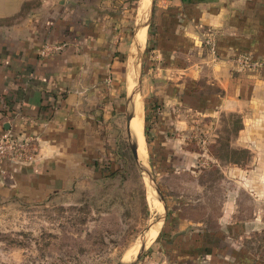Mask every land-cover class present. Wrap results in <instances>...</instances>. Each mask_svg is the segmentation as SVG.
<instances>
[{
    "label": "crops",
    "instance_id": "crops-1",
    "mask_svg": "<svg viewBox=\"0 0 264 264\" xmlns=\"http://www.w3.org/2000/svg\"><path fill=\"white\" fill-rule=\"evenodd\" d=\"M130 4L0 0V136L32 137L37 148L31 161H0V189L11 197L44 201L73 190L102 164L115 163L120 82H127V90L132 48ZM150 16L155 28L147 80L162 106L164 132L150 133L153 148L163 141L164 151L180 156L172 167L193 169L197 152L183 145L188 112L218 110L239 114L236 147L264 154V73L233 62L239 52L264 58V0H153ZM45 42L61 48L41 56ZM258 169L264 171V162ZM229 175L236 186L247 185L252 173L232 166ZM248 186L264 197V179H250ZM226 201L221 220L230 232L236 193ZM179 214L175 225L167 220L160 239L168 245L169 264H227L225 228L200 229Z\"/></svg>",
    "mask_w": 264,
    "mask_h": 264
},
{
    "label": "rangeland",
    "instance_id": "rangeland-1",
    "mask_svg": "<svg viewBox=\"0 0 264 264\" xmlns=\"http://www.w3.org/2000/svg\"><path fill=\"white\" fill-rule=\"evenodd\" d=\"M130 1L129 37L133 34L137 7L139 3L144 7L145 0ZM150 13L151 10V21ZM149 24L145 42L134 56L136 74L132 68L129 70L128 80L134 83L130 92L128 87L125 90L127 82H120L124 92L117 166L109 169L102 164L73 190L51 195L44 201H23L0 189V264H169L168 245L160 239L167 222L175 225L172 221L181 217L179 212L200 223L196 225L200 229L225 228L230 244L226 249L227 264H264V197L261 189L254 192L248 186L250 179H264V171L258 169L264 154L233 144L240 126L239 114L218 110L188 112L189 124L182 130L183 145L197 152L193 154V169L172 167L180 156L164 151L163 141L155 142L153 148L150 133L164 132L159 131L162 122L158 120L162 106L147 80L155 28ZM133 90L143 100L148 166L145 168L150 180H146L132 154V138L126 127ZM232 166L252 173L247 182L244 180L247 185H230ZM115 168L118 170L109 175ZM155 187L163 203L157 200ZM234 193L236 217L232 220L233 232H229L221 219L229 207L226 200ZM154 225L156 234L150 236Z\"/></svg>",
    "mask_w": 264,
    "mask_h": 264
},
{
    "label": "built area",
    "instance_id": "built-area-1",
    "mask_svg": "<svg viewBox=\"0 0 264 264\" xmlns=\"http://www.w3.org/2000/svg\"><path fill=\"white\" fill-rule=\"evenodd\" d=\"M209 36L207 39L211 49L214 48V42ZM61 48L60 44L45 42L39 54L48 56L58 52ZM233 62L243 71H253L264 73V58L254 57L249 52H239L234 55ZM34 138L26 136H13L4 133L0 136V161L5 158L16 159L20 162L31 161L36 156V145L33 142Z\"/></svg>",
    "mask_w": 264,
    "mask_h": 264
},
{
    "label": "bare ground",
    "instance_id": "bare-ground-1",
    "mask_svg": "<svg viewBox=\"0 0 264 264\" xmlns=\"http://www.w3.org/2000/svg\"><path fill=\"white\" fill-rule=\"evenodd\" d=\"M146 4L149 5L150 0H145L144 6ZM147 14H146L147 17H146V15L144 17L143 27L137 32V42L139 43V47H142L144 42H145L147 27H148V24L150 21L149 12ZM136 50H137V48L135 47V45L132 44V48L130 49V53H129L130 54L129 55L130 60H129V64H128L129 68H132L131 70H134L135 72H136V67H137L136 65L137 64H136V59L134 60V58H137V57H134V56H136V53L138 52V50L137 51ZM129 75H130V72H129ZM128 81H129L128 82V88H129V92H130V89L133 87L134 83L132 81L130 82V80H128ZM143 129H144L143 100H142V96L140 94H136L135 98H134V103H133V117H132L131 123H130V131L133 134V137H135L134 140L136 139L138 161L143 165V167H146L147 166V150H146V143H145V139H144ZM143 173H144L143 174L144 177L147 180V173L146 172H143ZM159 206H161V205H159ZM155 234H156V229H155V225H154L150 228V236H154ZM127 258H129V257H127Z\"/></svg>",
    "mask_w": 264,
    "mask_h": 264
},
{
    "label": "water",
    "instance_id": "water-1",
    "mask_svg": "<svg viewBox=\"0 0 264 264\" xmlns=\"http://www.w3.org/2000/svg\"><path fill=\"white\" fill-rule=\"evenodd\" d=\"M152 3H153V0H150V4L149 5L146 4L143 7V5L139 3V5L137 7L136 18H135L133 34H132V44L135 45V47L139 51H140V47H139V43L137 42V32L143 27L144 17L151 10ZM139 12H140V14H138ZM137 54H139V53L137 52ZM135 74H136V72H135ZM136 93L137 92H134V90H133V92H131V95H130L131 96L130 97L131 109L129 111H127L126 127H127V131H128V135L130 136V138H132V142H131V145H130L132 154H133L135 160L138 161L136 139L134 140L135 137H133V134L130 131V123H131V119L133 117V103H134V98H135ZM138 163H139V166L141 168L142 173L146 172L148 179L149 180L152 179L150 174H149V172L146 170V168L143 167V165L139 161H138ZM155 191L157 193V200L160 201L161 203H163V199L160 196V192H159V190L156 187H155ZM118 264H123V263H118Z\"/></svg>",
    "mask_w": 264,
    "mask_h": 264
},
{
    "label": "trees",
    "instance_id": "trees-1",
    "mask_svg": "<svg viewBox=\"0 0 264 264\" xmlns=\"http://www.w3.org/2000/svg\"><path fill=\"white\" fill-rule=\"evenodd\" d=\"M109 164H111L110 165V167H109V169H112L113 167H116L117 166V164H115V163H109ZM114 164V165H113ZM118 168V167H117ZM117 168H115V170L113 169V171H110V173H108L109 175H111V174H113V173H115L118 169ZM107 174V175H108ZM106 175V174H105Z\"/></svg>",
    "mask_w": 264,
    "mask_h": 264
}]
</instances>
